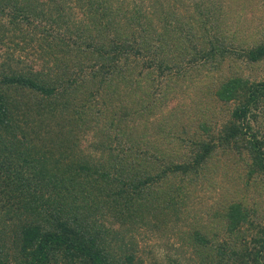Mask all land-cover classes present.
Returning a JSON list of instances; mask_svg holds the SVG:
<instances>
[{"label": "trees", "instance_id": "obj_1", "mask_svg": "<svg viewBox=\"0 0 264 264\" xmlns=\"http://www.w3.org/2000/svg\"><path fill=\"white\" fill-rule=\"evenodd\" d=\"M262 3L0 0V264H264Z\"/></svg>", "mask_w": 264, "mask_h": 264}, {"label": "rangeland", "instance_id": "obj_2", "mask_svg": "<svg viewBox=\"0 0 264 264\" xmlns=\"http://www.w3.org/2000/svg\"><path fill=\"white\" fill-rule=\"evenodd\" d=\"M261 1H263V3L261 4V5H264V0H261ZM251 7H248V12H247V17H249L250 16V14H251V9H250ZM255 13V15L256 14H258L257 12H254ZM76 15H78V14H76ZM263 15H264V12H263ZM252 28H255L254 26H251ZM251 27H250V29H251ZM249 30V29H248ZM10 39V38H9ZM4 41H5V43L7 42V39L5 38L4 39ZM13 41L16 43L17 42V40L14 38L13 39ZM7 45H9V46H13V44L12 43H10V42H7L6 43ZM9 54V51H7L6 50V47H5V44H3V45H1L0 44V63H5V60H6V55H8ZM19 54L18 53H13V55H12V57H14V60H16V59H19L20 58V56H18ZM9 60V59H8ZM37 65H34L33 67H32V69H33V71H36L37 70ZM182 97H177L175 100H173V101H171L170 103H169V105H168V107H169V109L170 108H174L175 106H176V104L179 102V100L181 99ZM188 100L186 99V102H187ZM228 186V183H224L223 185H222V187H227ZM217 191H219V188H217L216 189V191L215 192H217ZM224 193H225V191H224ZM213 198H214V200H217V204H220V205H223V203H222V201H223V197H221V195L220 196H218V195H213ZM229 198H231L230 197V194L228 193V199ZM212 202V201H211ZM210 201H207V205L208 204H210L211 203ZM199 203H203V200L201 199V201L199 202ZM225 204V203H224ZM198 205H200V204H198ZM195 210H197V209H195ZM205 221V220H204ZM215 222H209V225L210 224H214ZM204 225H206L205 223H204ZM185 228V227H184ZM187 230V229H186ZM148 244H151L152 243V241H148L147 242Z\"/></svg>", "mask_w": 264, "mask_h": 264}]
</instances>
